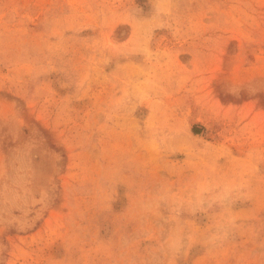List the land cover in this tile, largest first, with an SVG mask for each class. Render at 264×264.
I'll use <instances>...</instances> for the list:
<instances>
[{"label":"rangeland","instance_id":"rangeland-1","mask_svg":"<svg viewBox=\"0 0 264 264\" xmlns=\"http://www.w3.org/2000/svg\"><path fill=\"white\" fill-rule=\"evenodd\" d=\"M0 264H264V0H0Z\"/></svg>","mask_w":264,"mask_h":264}]
</instances>
